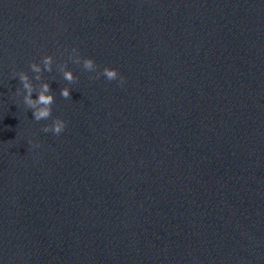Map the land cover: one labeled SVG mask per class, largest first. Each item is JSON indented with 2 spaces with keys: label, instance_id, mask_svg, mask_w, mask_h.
<instances>
[{
  "label": "clouds",
  "instance_id": "9594fccd",
  "mask_svg": "<svg viewBox=\"0 0 264 264\" xmlns=\"http://www.w3.org/2000/svg\"><path fill=\"white\" fill-rule=\"evenodd\" d=\"M65 52L68 55V60L62 63H57L54 55H44L39 63L31 62L29 69L31 73H34V76H30L29 72L24 70L16 71L14 69L12 73V78L18 79L21 85L19 89H16V95L23 96V105L32 111L35 121L51 120V123L43 126L42 131L45 133L50 132L57 136L65 131L68 122L60 117L53 118V105L56 102V96L51 89V84L49 82L34 83V81H44V72L52 73L55 65V70L62 74L63 79L68 84H74L79 77L68 68V63L72 62L82 66L89 73H95L89 79L104 77L108 81H118L121 87L126 83V77L120 73L119 69L108 66L100 69L95 59L83 56L79 48L72 47L70 50L65 49ZM71 92L72 89L65 86L60 90V95L64 99H72ZM34 94L36 98H33ZM28 143L33 149L41 147L40 143L33 140H29Z\"/></svg>",
  "mask_w": 264,
  "mask_h": 264
}]
</instances>
